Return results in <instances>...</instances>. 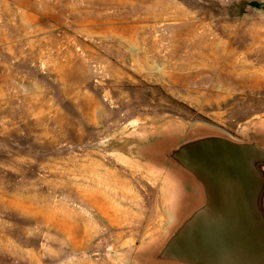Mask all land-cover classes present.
Masks as SVG:
<instances>
[{
	"label": "rangeland",
	"instance_id": "rangeland-1",
	"mask_svg": "<svg viewBox=\"0 0 264 264\" xmlns=\"http://www.w3.org/2000/svg\"><path fill=\"white\" fill-rule=\"evenodd\" d=\"M195 124L264 129V0H0V264H135Z\"/></svg>",
	"mask_w": 264,
	"mask_h": 264
},
{
	"label": "water",
	"instance_id": "water-1",
	"mask_svg": "<svg viewBox=\"0 0 264 264\" xmlns=\"http://www.w3.org/2000/svg\"><path fill=\"white\" fill-rule=\"evenodd\" d=\"M133 145L171 189V221L135 264H264V129L195 124Z\"/></svg>",
	"mask_w": 264,
	"mask_h": 264
}]
</instances>
